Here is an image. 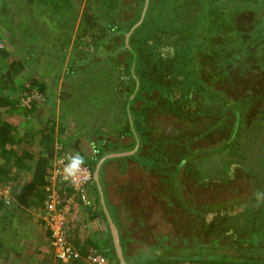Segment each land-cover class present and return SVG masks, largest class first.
Masks as SVG:
<instances>
[{"label":"trees","instance_id":"trees-1","mask_svg":"<svg viewBox=\"0 0 264 264\" xmlns=\"http://www.w3.org/2000/svg\"><path fill=\"white\" fill-rule=\"evenodd\" d=\"M42 1L46 3V0H36V4L31 0H8L3 4L19 3L29 8L32 6H42L43 8L45 4ZM93 1L98 12L101 10L105 15L101 24L106 32L101 35L98 33L100 39H97L95 34H88L87 32L84 42L95 44L98 51L103 52L102 56H110L114 59L117 56L121 57L123 54H128L129 57L125 56L126 68L120 69L121 71L125 70L124 73L126 72L127 77L133 83L128 97L137 90H135L136 82L138 84V90L133 97L124 99V106L128 100H131L128 109L124 108V116L117 117L118 120L125 117L121 121L122 124L119 123L121 132L118 136L133 137V143L129 148L119 145V142H109L103 146L102 140H88L87 135H82L84 134L82 127H68L63 118L62 109L66 101L71 98V93L65 95L62 94L63 91H53L44 80H30L31 76L25 71V61H27L25 57L27 55L24 57L15 56L11 44L3 35L4 38L0 39L2 43L0 46V190L3 191L0 195V261L3 264H19L23 259L20 254L21 251L30 248L27 239L36 236L33 220L35 215L33 213L39 216L48 213L46 202L49 200L53 188L56 189L61 200L64 199L65 202L67 199L69 200L71 210L79 204L83 208L85 207L86 213L89 212L92 207L90 203L93 202L91 198L95 197L100 212H93L94 217L90 216V218H96L100 215L107 222L95 181L91 179L83 191H78L62 178L53 177L52 163L64 154L70 155L79 152L85 159L84 164L90 167L92 171L98 161L105 157L99 167L100 182V176L105 172V168L112 165L118 166L115 161L125 157L136 159L135 156L142 148L141 145H139L138 151L135 150L129 155L121 157H107L106 155L126 153L127 150L134 147V136L137 135V139L140 140L139 133L141 135L143 129H136L133 119L135 114L139 119L145 117L146 111L135 110V105L142 101L145 108L158 105L162 107V112L163 108L166 111L171 109L169 112H173L176 122L179 123L178 133L169 134L165 139L168 145L162 138L156 140L153 145L154 153L149 151L151 156L155 158H146L144 163L147 164L148 168H154L156 165L159 167L169 166L173 164L170 154H176L175 150L181 151L182 161L174 164L175 170H172L177 173L175 176L176 188L169 186L166 189L159 186L160 190L164 189L160 198L166 203L164 206L166 205L168 208L166 209L167 218L181 221L187 219L190 225L196 229V232L191 234V240L185 239L182 233L178 232L180 229L178 227L181 224H175L177 233L169 231L163 237L155 236L163 242V245L165 242H170L171 247L168 248L167 254L166 252L158 254L157 252L163 250L158 249L157 246L146 244L147 250H139L143 256L134 264H172L181 261L264 264L263 260L256 257L245 258L214 251L233 244L242 247L251 245L255 248L264 245V227L248 233H245L240 225L235 229L221 230V223H224V220L233 212L241 213L245 204L249 202L241 201L240 203L238 201L235 203L233 200L221 199L209 203L206 201L192 207L189 202L192 195L187 192V184L183 178L184 166L189 171L191 158L195 156L209 157L215 153L221 154L226 151L230 155L235 149H238V142L235 137L242 130L240 122L234 121L228 128L230 136L226 139L221 138L219 145L211 147V149H209L208 144L201 142L202 139H207L204 137L206 135L203 131L196 129L195 126L198 122L210 117H224V114H229V112L237 117V115H241L240 111L244 104L248 105L247 108L250 109L257 99H263L262 107H264V0H141L138 1V9L136 7L131 9L135 13L131 17L126 15L130 2L124 6L125 0H122L120 7L116 8L118 13L115 14L113 11L114 13L111 14L108 9H104L108 7L105 6V1L108 0ZM115 1L117 2V0H112L109 6ZM191 1L193 3L186 11L185 4L188 2L190 5ZM87 6L90 7L91 5ZM143 7L146 8L144 18L138 24ZM0 12L3 13L1 15L3 19L6 17H4L5 13L11 17L10 8L4 5L0 8ZM38 12L41 11L38 9L35 13ZM134 25L137 26L130 33L126 43V35ZM147 25H151L154 29L151 32L153 34L151 38L154 39L153 44L149 45V51L153 52H147L149 55L156 52V50H152L153 46L164 39L163 35H182L179 38L182 42L175 41V44L179 48L180 46L183 48L180 56L185 57L181 62L184 71L179 69L173 73L176 77L182 76V79H174L175 84L165 89L161 88L165 93L171 92L167 93L170 103L174 104L172 108L169 107L170 109L159 104L160 97L152 98V100L146 99L144 102V97L140 94L143 85V74L140 72V68L144 62V56L138 48L132 46L131 40L137 33L142 32L143 27ZM89 26L90 28H85V30H92L97 27L93 23ZM26 32L24 31V33ZM154 33H158L159 36H154ZM79 38L82 40V37ZM56 41L58 39L54 40V42ZM47 45L50 46V43ZM188 47L189 49H187ZM64 54L65 52H62L59 55L63 56ZM73 59L72 57L70 61L72 62ZM76 62L78 61L74 63ZM63 65L62 61L61 66ZM115 65H120L119 60H115ZM118 67L120 68V66ZM66 68L69 75L74 76L76 74L74 67ZM189 68L192 70L191 72L187 70ZM55 76H58V73ZM201 85L206 88L201 87ZM147 86L149 87L148 82ZM196 92L197 95L202 96L201 100L196 99V95H194ZM206 92L209 93L208 97L205 95ZM29 96L34 97L28 98ZM206 98L215 99L218 108H212L205 104ZM133 110L134 114L132 113ZM225 127L228 125H224L222 130L227 129ZM190 136H194V139L190 140ZM175 138L178 140H176L177 142ZM115 145L117 147L113 149ZM233 155L238 156L236 153ZM163 158L169 162L164 165L160 164ZM184 160L185 162H183ZM139 163L142 164L143 162ZM148 168L142 170L143 176L149 174ZM216 168L217 171L221 172L223 178L216 180L215 183H217L218 188H222L228 184L224 180L228 176L218 166ZM119 169L125 170L124 168ZM194 176L196 183L192 184L193 186L198 189L209 187L211 175H207L206 172L202 174L197 172ZM159 183L163 185L162 181ZM101 188L103 191L102 185ZM113 190L116 194V188ZM4 191L7 193L6 196ZM84 193L88 198V204H85L83 199ZM107 195L109 196V194ZM105 197V206L114 225L121 233L120 244L124 248L128 242H133L132 234L135 232L134 229L127 230L128 227H125V222L117 215L118 207H125V202L116 199L108 200V197ZM74 204L75 206L72 207ZM172 210L175 213L171 212ZM71 217L69 215V219H72ZM241 217L245 218L246 214L244 213ZM108 228L107 225V233L96 232L82 241L77 238V235H69L68 238L82 256H86L89 250L94 249L95 252L112 262L113 244ZM75 229L72 230V233ZM209 230L215 235L211 241L207 239ZM239 254L240 252H238ZM82 258H75L66 263L86 264L85 259ZM55 263L63 264L65 262L57 260ZM43 264H52L51 258L44 260Z\"/></svg>","mask_w":264,"mask_h":264},{"label":"rangeland","instance_id":"rangeland-1","mask_svg":"<svg viewBox=\"0 0 264 264\" xmlns=\"http://www.w3.org/2000/svg\"><path fill=\"white\" fill-rule=\"evenodd\" d=\"M31 1L35 2L36 0ZM121 1L122 0H117V2L115 1L111 6L109 5L112 0L105 1V6L108 7L104 9H108L111 14L114 11L116 14L118 13L116 12V8L120 7ZM3 2H8V0H0V8L3 5L10 8L11 17L9 14L5 13L4 17H6L3 19V16H1L3 13L0 12V39L4 38L3 35L6 36L7 41L14 50L15 56L24 57V55H27L25 57V60H27L25 61V71L31 76L30 80H44L53 91L59 87V92L63 91L62 94L66 95L69 92L71 93V98L66 101L62 109L63 118L67 126L72 128L82 127V132L84 133L82 135H87L86 137L88 140H102L103 146H105L108 141L114 142V139L115 142H119V145L132 144V138L130 136H118L121 132L119 123L122 124L121 121L124 120L125 117L118 120L117 117L121 115L124 116V112L122 109L121 111L115 112L113 107L116 105L118 98L121 99L122 97L123 99L126 97L125 91L128 92L131 87V84L127 87L120 86V82H122L123 79L122 76L126 75V72L124 73V70H116L115 60H121V57L117 56L113 59L110 56H104V61H108L105 64L98 60L103 52L98 51L97 53L95 52L94 55H92V53H85V51L91 49L86 47L83 51L86 46L84 44L76 48L79 52L73 50L75 46H77V44L74 46V40H79L80 35L84 33L83 29L90 28V24L93 23L97 27L86 32H88V34L89 32L95 34L97 39H100L98 38V33L101 35L106 32L101 24L102 18L105 15L103 11H96L97 7L94 1L46 0V3L42 1L45 4L43 8L42 6H32L29 8L19 3L5 5ZM129 2L130 0H125L123 5L126 6ZM87 5L91 6L89 7ZM132 7L133 3H130L126 11V15L129 17L134 14L131 10L133 9ZM38 9L41 12L35 13ZM24 31L27 32L24 33ZM163 37L164 39L161 40L160 55L166 57L170 63L173 60L174 66L176 65L179 67L182 65L181 62L185 57L180 56L183 48L181 46L179 48V46L175 44V41L181 43L182 40L175 36L163 35ZM55 39H58V41L54 42ZM49 43L50 46L47 45ZM0 46H2L1 42ZM70 46H73V49L69 55L68 52L65 51H68V47ZM93 48L95 49L96 47ZM22 50L27 53H24ZM62 52H65V54L60 56ZM72 57L74 59L71 62L70 59H72ZM61 60L64 63L63 66H61ZM75 61L78 62L74 63ZM66 67H74L76 69V74H74V76L69 75V71ZM97 67L99 68L98 71L96 70ZM56 73H58V76H55ZM151 77H153V75ZM52 82H55L56 86L51 85ZM201 87L206 88L204 85H201ZM160 94L161 98L164 99L165 107L172 108L174 104L172 105L170 103L167 95H165L163 91H160ZM194 95H196L197 100H201L202 96L197 95V92ZM205 95L208 97L209 93L206 92ZM30 97L34 96H29L28 98ZM262 102L263 99L255 100L250 109L247 108L248 105L244 104L240 111L241 115H237V117L229 112V114L225 113L224 117L203 119V122H198L195 126L196 129L205 133L206 136L204 137H206L207 140L202 139L201 142L203 144H208L209 149H211V147L213 148L219 145L221 138L226 139L230 136V130L228 128H230L229 126H231L234 121L237 120L241 124V132L238 133L237 137L234 135L238 142V149H235L233 153H236L238 156H234L233 153L228 155V151L221 154L215 153L209 157L195 156L190 159L189 171L186 169V166H184L183 171V178L185 184H187V192L192 195L189 199L192 207L206 201L209 203L220 201L221 199L233 200L235 203L238 201H240V203L241 201L249 202L245 204L244 210L241 213L238 214L233 212L229 215L225 219L226 222L224 220V223H221V230L228 228L235 229L240 225L243 231L248 233L249 231L264 227V200L257 199V193H264V107H262ZM204 103L212 108H218L215 99L206 98ZM138 104L139 102L137 105ZM170 110L166 111L165 108H163L162 112V107L153 105L149 113L144 114V119H146L147 123H145L143 119H139L136 114L133 119L135 128L142 129L144 127L145 131L141 133V135L139 133L141 137H139L140 140L137 139V135L134 136V147L128 151L133 153L135 150L138 151L139 145L142 147L135 156V160L137 161H131L130 170L128 168V176L140 178L134 179L136 187H125L127 192L124 191V189H120L115 194L114 199L117 201L123 199L130 204V206L122 207L118 215L121 217L122 221L125 222L124 225L126 228L128 227L127 230H135L132 234L133 242L131 243L134 250H147L145 241L140 237L146 235L150 241V246L153 244V246H157L158 249L163 250L157 252L158 254L162 252H166L167 254L169 251L168 248L171 247L170 242H165L163 245V242L155 236L163 237V235L167 234L169 231H175L177 233L174 227L175 224H181L180 227H178L180 228L178 232H181L185 239L188 238V240H191V234H195L196 232V229L190 225L187 219H182L181 221L179 219L174 220L173 218H167L166 209L168 208L166 205L164 206L166 203L160 198L163 195L164 189L160 190L159 186L166 189L169 186L176 188L177 183L175 176L177 173L172 170H175L174 164L182 161L181 151L175 150L176 154H170L173 164L169 166L159 167L156 165L154 168H148L144 163L146 158H155L151 156L149 151H153L154 153L155 148H153V145L156 143V140L162 138L163 141L166 142L167 140L165 139L169 134L178 133L180 128L179 123L176 122L173 112H169ZM132 113L134 114V110ZM224 125H228V127L222 130ZM193 137L194 136H190V140H193ZM176 140L175 138V141ZM166 144L168 145V142H166ZM115 147L117 146L115 145L113 149H115ZM125 158L118 160V162L121 163V168H125L127 165V160L129 158H126V160ZM139 162H143L144 165L143 163L139 164ZM168 162V160L163 158L160 164L164 165ZM183 162H185V160ZM115 163L117 164L116 161ZM141 165L148 168V175L143 176L144 173L142 170H144V168H141ZM217 166L223 173H227L228 176L224 179L228 184L222 188H218L217 183H215L216 180L223 178L221 172L217 171ZM197 172L198 174L206 172L207 175H211L209 187L198 189L192 185L196 183L194 174ZM114 174L117 173H114V170H112L107 177L109 179L117 178L118 176ZM160 181L163 182V185L159 183ZM129 192L131 193L129 194ZM126 196L132 201L126 199ZM171 212L175 213L173 210ZM244 213L246 214L245 218L241 217ZM33 215H35L33 219L36 227L35 239L41 237V240L44 239L43 241H45L46 227L49 226L43 219V216H39L36 213H33ZM71 220L73 223L75 222L74 224L76 226H80L81 233L79 237L85 239L88 236L85 230L86 228L83 227L85 222L82 220H74V218L69 219V215H67V224H69ZM192 220L194 221V219ZM214 223H216V220H214ZM96 232L102 233L100 228H98ZM69 235L73 236V233L68 228V236ZM214 237V233H211L209 230L207 239L211 241ZM27 240L32 241L31 238ZM48 241H46L43 248H46L47 245L49 247L50 242L48 243ZM214 251L216 253H228L232 256H243L245 258L256 257L264 261V245L255 248L251 245H244L242 247L241 245L233 244L222 249H215ZM21 252L23 253L24 251L22 250ZM238 252H240L239 255ZM0 264H3V262L0 261Z\"/></svg>","mask_w":264,"mask_h":264},{"label":"crops","instance_id":"crops-1","mask_svg":"<svg viewBox=\"0 0 264 264\" xmlns=\"http://www.w3.org/2000/svg\"><path fill=\"white\" fill-rule=\"evenodd\" d=\"M138 1L140 2L141 0H130V3H133V7H136L137 8ZM192 3H193V1L190 2V5H192ZM190 5L188 4V2L185 4V10L186 11L189 10L188 8H189ZM145 10H146V8L143 7V11L141 12V16H140V19H139V23L138 24H140L142 22V20L144 18ZM96 11L98 12V8L96 9ZM100 11L101 10H99V12ZM134 26L136 27V25H134ZM88 30L89 29H87V30L83 29V32H84L83 35H80V37H82V40L80 38H79L80 41L77 40V39H75L74 40V46L76 44H77V46H75L74 49H73V46H70V47H68V51H65V52H68L69 55H70V52L72 51V49L75 50V51H77V52H79L76 48H79V47L83 46V44H84L86 46L84 47L83 51L85 50L86 47H89V49H91V50L85 51V53H92V55H94L93 53L95 51L97 53L98 52V48H95V49L93 48V47H97L95 44H92L90 42L88 44V43L84 42L85 41L84 40V37L87 34L86 31H88ZM153 30L154 29L151 27V25H147L146 27H143V31L140 32V33H137V35L135 34L136 36L134 35L135 37L133 38V40H131V43H132V46L138 48L141 51V53L143 54V56H144V62H143V65L140 68V72L143 74L142 75V80H143V83L142 84L143 85L141 86L142 88L140 90V94L143 95L144 102H146V99L147 100H152V98H159L160 97L159 100H158L159 101V104L160 105L162 104V105L165 106L164 99L161 98V96H160L161 95L160 94V91H163V90H161V88L162 89H165L166 87H169L170 85L175 84L174 83V79L181 80L182 79V76L176 77L173 73L176 72L179 69H181L180 71H184V68L181 65L179 67L176 66V65L174 66L173 60L170 63L168 61V59H166V57H163V56L160 55V52H161V47L160 46L162 44L161 41H158L157 40L159 42V44L153 46V49L152 50H156L157 53L154 52L153 55L152 54H150V55L147 54V52H149V53L153 52V51H149L150 50L149 45L151 46L153 44L152 41L154 40V39L152 40V38H151V36L153 35V34H151V32ZM90 33L91 32H89V34ZM154 36H159V35H158V33L157 34L154 33ZM175 37L176 38H180V37H182V35L181 34H177V35H175ZM100 52H102V51H100ZM125 56L126 57H129L128 54H123V56H121V60H119L120 65H116V70H120V69H125L126 68L127 62H126V57ZM103 57L104 56L101 55L98 60H99V62H104L106 64L108 61L107 60L104 61V58ZM96 61H97V58H96ZM118 66H120V68ZM98 69L99 68L97 67L96 70L98 71ZM187 70H190V68L187 69ZM191 71L192 70H190V72ZM152 75H153V77H151ZM124 77H125V79H124ZM122 78L123 79H122V82H120V86L121 87H127V86H130V84H131L130 89H132L133 83L130 81V78H128L127 75H123ZM157 78H159V79H157ZM155 79H157V80H155ZM145 80H146V82H145ZM147 82H148L149 87L147 86ZM180 83H181V81H180ZM52 85L53 86L54 85L56 86L55 82L54 83L52 82ZM48 86H49V84H48ZM130 89H129V91H130ZM136 89L138 90V84H137V82H136L135 90ZM59 90H60L59 87H57L55 89V91H57V92H59ZM129 91L128 92L125 91V94H126L125 95L126 96L125 98L128 97V95L130 93ZM134 93H133V95H134ZM163 93L165 95H167V93L169 94L171 92H167V93L163 92ZM133 95L132 96H129L130 99L133 97ZM125 98L122 99V97H121V99L120 98L117 99L116 105L113 106L115 112L121 111V109H122L123 112H124V114H125L124 108L129 107L130 102H131V100H128L127 99L128 101L126 102V105L124 106V99ZM135 107H137L138 109H140L142 111H146V114L149 113V110H150V108H148V107L145 108V106H143V102L142 101L139 102L138 105L136 104ZM137 108H135V110H137ZM142 119L145 121V123H147L146 119H144V118H142ZM142 129H143V132H144L145 131L144 130V127ZM131 138H132V143H133V137H131ZM109 142H113V141H108L106 143H109ZM114 142H115V140H114ZM131 145L132 144H125V145H121V146H124V147L127 146L129 148V146H131ZM132 148H130V150ZM130 150H127V151H130ZM131 161H137V160H135V159H128L127 160V165L124 168L125 170L119 169V168H121V163L117 161L118 166L115 165L116 166L115 167L114 165H112L109 168H105V172L103 174H101V176H100V182H101L102 187L104 188V190H103L104 191V195L103 196L104 197L107 196L108 197L107 198L108 200L114 199L115 192H114L113 189H115V188H117V190H116V192H117L120 189H122V190L124 189V191H126L125 187H127V186L128 187H131V188L136 187V183L134 181V179L136 177L134 178V176L133 177L128 176V172H129L128 171V168L130 170V168H131ZM143 165H144V163H143ZM145 165L147 166V164H145ZM146 166L145 167L142 166L141 168L146 169ZM111 169L114 170V173H117V174H114V175L118 176L117 178L109 179L107 177V175H109L111 173V171H112ZM101 190H102V188H101ZM103 191H102V193H103ZM130 193L131 192H129V194ZM107 194H109V196ZM131 197H134V196H131ZM91 199L93 200V202L91 201L92 207L89 209V212L86 213V211L84 209L85 207L83 208L79 204L75 206V204H74L72 207H74V206L75 207L72 208V210L69 207L68 213H67L68 215H71L72 216L71 217L72 219L74 218V220H78V221H81L82 220L83 222H85V224H83V227L86 228L85 230H86V233H87V235L89 237L93 233H96V231H97L98 228H100L101 231H103L104 228L107 227V224H108L106 221L103 220L102 216H100V215L97 216L96 218H90V216L94 217L93 212L94 213H95V211H99L100 212L99 205H97L98 203H96L97 202V199H95V197H93ZM126 199L130 200L128 196H126ZM119 201L125 202L123 199H121ZM130 201H132V200H130ZM124 206L125 207L130 206L129 202H125V205ZM102 208H103V206H102ZM74 223L71 220L70 223L68 224V228L71 231L76 228L75 231L73 232V235H77V238H79L80 241H81L84 238L79 237L80 236V233H81L80 226L78 227ZM46 229H47V227H46ZM118 232H119V229H118ZM48 234H49V231L47 229L46 230V235H45L46 236V240L45 241H43L44 239L41 240V237L40 238L37 237V239H35L36 236L34 238H31L34 244L32 243V241H29V240L27 241V243L30 244V248L31 249H28V248L26 250L24 249L23 250L24 252L23 253H20L21 256H23V259H21V261L19 262V264H43L44 263V260H47V258L48 259L51 258L52 264H54L57 261L54 258V256H53V251H52V249H51L52 247L50 246V243H49L50 242V239L48 237ZM119 235H120V232H119ZM48 239H49V241H48ZM46 241H48L49 247L47 245L46 248H43L44 244H46ZM47 247H48V249H47ZM113 251H114V249H113ZM114 253H115V251H114ZM29 261H31V262H29ZM63 264H67V263H63Z\"/></svg>","mask_w":264,"mask_h":264},{"label":"built area","instance_id":"built-area-1","mask_svg":"<svg viewBox=\"0 0 264 264\" xmlns=\"http://www.w3.org/2000/svg\"><path fill=\"white\" fill-rule=\"evenodd\" d=\"M69 156V154H64L53 161V177H60L68 184H71L74 189L83 191L84 188H86V185L91 182L92 172L89 167L83 165L80 174L75 179H64L62 169L64 164L67 163ZM2 193L3 191L0 190V195ZM4 195H7L6 191H4ZM86 198L87 196L84 193L83 199L85 204H88L89 201L88 198ZM69 205V200L67 199V202H65L64 199L61 200L58 192L53 188L52 193L49 195V200L46 202V209L48 213L43 216V219L48 224L51 232V246L55 257L62 262H68L75 258H81L80 254L72 247L70 243L67 242L65 238L67 223L66 216L68 215L67 213L70 207ZM84 259L86 264H113L105 256L94 251H90Z\"/></svg>","mask_w":264,"mask_h":264},{"label":"water","instance_id":"water-1","mask_svg":"<svg viewBox=\"0 0 264 264\" xmlns=\"http://www.w3.org/2000/svg\"><path fill=\"white\" fill-rule=\"evenodd\" d=\"M148 1V0H146ZM138 25V24H137ZM136 25V26H137ZM135 28V26L132 27V29L129 31V33L126 35V40L125 42L127 43L128 41V37L130 35V33L132 32V30ZM131 154L130 152H126V153H119V154H111L107 157H121L124 155H129ZM105 159V157H103L95 166L94 172H93V180L95 181L96 185H97V189L100 195V202L103 206V210L106 216V219L108 221V226H109V231L110 234L112 236V244H113V249L115 251V254L117 256V260H118V264H127V262L125 261L124 257H123V252H122V248H121V244H120V239H119V232L116 228V226L114 225L108 211L107 208L105 206V202H104V196L101 190V186H100V182H99V167L101 165V163L103 162V160ZM172 264H219V263H203V262H191V261H181V262H177V263H172Z\"/></svg>","mask_w":264,"mask_h":264},{"label":"clouds","instance_id":"clouds-1","mask_svg":"<svg viewBox=\"0 0 264 264\" xmlns=\"http://www.w3.org/2000/svg\"><path fill=\"white\" fill-rule=\"evenodd\" d=\"M101 160V159H100ZM99 160V161H100ZM98 161V162H99ZM85 163V159H84V157L83 156H81L80 155V153L79 152H74V153H72V154H70V156L68 157V159H67V163H65L64 164V166H63V169H62V174H63V178L64 179H66V180H71V179H75L79 174H80V172H81V170H82V168H83V165H85L84 164ZM88 167V166H87ZM89 169H90V167H89ZM95 169V168H94ZM94 169L91 171L92 172V180H93V172H94ZM91 170V169H90ZM257 199L258 200H264V193H257ZM105 219H106V217H105ZM107 223H108V221H107ZM67 223H66V232H65V238H66V240H67V242L68 243H70L71 245H72V243L70 242V240H69V238H68V227H67ZM108 225V224H107ZM107 227H105V230H103V231H101L102 233H107V229H106ZM47 229H48V231H49V239H50V244H51V232H50V229H49V227H47ZM109 229V228H108ZM118 230V229H117ZM110 232V231H109ZM52 247V246H51ZM72 247H73V245H72ZM74 248V247H73ZM29 249H31V248H29ZM75 249V248H74ZM76 250V249H75ZM79 254H80V252L78 251V250H76ZM90 251H94L95 252V250L94 249H92V250H89L88 251V253H87V255L89 254V252ZM97 253V252H96ZM86 255V256H87ZM53 256H54V258L56 259V260H58V261H61V260H59V259H57L56 257H55V254H54V252H53ZM86 256H82L81 254H80V257L82 258V259H84ZM110 261V260H109ZM62 262V261H61ZM111 262V261H110ZM66 263V262H65ZM111 263H113V262H111ZM114 264V263H113Z\"/></svg>","mask_w":264,"mask_h":264},{"label":"flooded vegetation","instance_id":"flooded-vegetation-1","mask_svg":"<svg viewBox=\"0 0 264 264\" xmlns=\"http://www.w3.org/2000/svg\"><path fill=\"white\" fill-rule=\"evenodd\" d=\"M106 156H109V155H106ZM121 202V201H120ZM121 205V204H120ZM123 206H120V207H118V209H119V211H120V209L122 208ZM119 211H117V215H118V212ZM119 216V215H118ZM141 237V239H143L144 241H145V243L146 244H150L149 242V240H148V237H146V235L145 236H140ZM122 239V237H121V233H120V235H119V239ZM121 241V240H120ZM131 243L132 242H128V244L123 248V246L121 245V248H122V252H123V257H124V259H125V261L127 262V264H134V262L136 261V260H138V259H140L142 256H143V254H142V252L141 251H139V250H134L133 248H132V246H131ZM153 245V244H152ZM112 254H113V262H114V264H118V260H117V256H116V254L114 253V251L112 252Z\"/></svg>","mask_w":264,"mask_h":264},{"label":"bare ground","instance_id":"bare-ground-1","mask_svg":"<svg viewBox=\"0 0 264 264\" xmlns=\"http://www.w3.org/2000/svg\"><path fill=\"white\" fill-rule=\"evenodd\" d=\"M87 7V6H86ZM92 13V12H91ZM80 26V25H79ZM114 51V50H113ZM65 58V57H64ZM71 129V128H70ZM59 144V143H58ZM72 154V153H71ZM91 204V203H90Z\"/></svg>","mask_w":264,"mask_h":264}]
</instances>
